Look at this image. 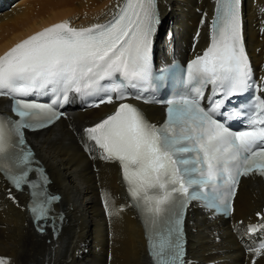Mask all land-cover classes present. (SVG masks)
I'll return each mask as SVG.
<instances>
[{
    "label": "snow or ice",
    "instance_id": "1",
    "mask_svg": "<svg viewBox=\"0 0 264 264\" xmlns=\"http://www.w3.org/2000/svg\"><path fill=\"white\" fill-rule=\"evenodd\" d=\"M215 3L210 46L186 71L185 82L195 85L194 95L171 99L160 125L122 102L128 98L126 85L148 86L154 81L157 0L117 3L104 23L79 28L67 21L55 24L0 55V98L11 101L10 114L0 112V176L10 185V200L16 201L14 192L28 190V211L38 231L51 221L53 234L58 232L52 205L60 198L47 192L50 181L27 145L25 130L47 128L62 113L51 104L25 98L46 92L62 93L64 101L70 92H105L95 107L121 101L113 114L84 129V150H98V159L118 162L131 204L143 217L152 264H187L183 224L192 201L230 215L241 178H264V98L257 99L250 114L235 113L246 117L239 131L216 119L225 115L221 109L226 100L254 84L241 0ZM104 81L111 87L105 89ZM207 85L219 98L205 107L201 100ZM159 86H165L163 73ZM33 173L36 178L30 179ZM105 196L109 216L119 215L122 208L113 210ZM260 219L264 221V215ZM261 230L264 224L248 228L250 233ZM249 251L251 264H256L264 256V240ZM0 264L11 260L0 257Z\"/></svg>",
    "mask_w": 264,
    "mask_h": 264
},
{
    "label": "bare ground",
    "instance_id": "2",
    "mask_svg": "<svg viewBox=\"0 0 264 264\" xmlns=\"http://www.w3.org/2000/svg\"><path fill=\"white\" fill-rule=\"evenodd\" d=\"M123 0H13L0 13V55L31 34L55 24L73 27L104 23ZM161 23L154 52L189 60L210 40L215 0H159ZM264 0H242L243 34L255 71L264 85ZM206 14V16H205ZM202 18L204 22L202 23ZM8 102L0 99V108ZM115 104L95 110H69L51 128L32 135L31 143L46 168L49 188L61 195L54 206L58 232L47 226L40 234L28 212V190L14 192L0 176V257L11 264H152L145 226L134 208L116 162L98 159V151L84 150V129L112 111ZM153 120H162L161 108L149 106ZM107 199L119 215L109 216ZM229 219H210L198 204L190 206L187 264H251L264 230L250 233V225L264 224V181L242 179ZM260 215H257V214ZM62 216V220L59 217ZM256 264H264V256Z\"/></svg>",
    "mask_w": 264,
    "mask_h": 264
}]
</instances>
